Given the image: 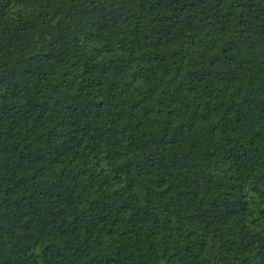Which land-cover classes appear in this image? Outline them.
I'll return each instance as SVG.
<instances>
[{
  "label": "trees",
  "instance_id": "16d2710c",
  "mask_svg": "<svg viewBox=\"0 0 264 264\" xmlns=\"http://www.w3.org/2000/svg\"><path fill=\"white\" fill-rule=\"evenodd\" d=\"M0 264H264V0H0Z\"/></svg>",
  "mask_w": 264,
  "mask_h": 264
}]
</instances>
